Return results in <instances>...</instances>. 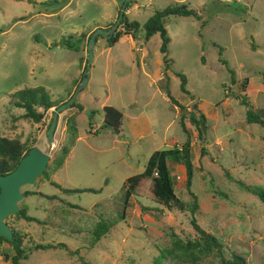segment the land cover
Wrapping results in <instances>:
<instances>
[{
    "label": "rangeland",
    "instance_id": "obj_1",
    "mask_svg": "<svg viewBox=\"0 0 264 264\" xmlns=\"http://www.w3.org/2000/svg\"><path fill=\"white\" fill-rule=\"evenodd\" d=\"M177 3H188L201 19L170 16L165 20L170 37L167 70L159 34L145 41L140 33L135 45L131 36L123 35L110 48L105 38L97 39L89 81L76 97L83 108L76 138L69 144L66 120L76 109L68 108L60 115L46 174L21 188L36 194L24 196L19 209L25 207L42 224L15 215L6 221L25 234L26 246L32 244L31 237L34 243H64L68 250L33 251L23 264H80L79 256L92 264H151L157 248H170L172 232L181 239L196 236L188 211H169L155 201L151 179L142 180L123 206L126 179L143 172L154 151L180 145L186 138L178 123L179 109L168 101L165 89L185 107L197 103L208 120L202 142L185 121L192 140L191 191L199 206L198 225L222 243L225 259L236 254L247 264H264V203L237 183L264 188V127L246 124V108L234 98L245 95L254 109L264 107V0H132L125 14L143 24L155 10ZM64 4L61 0H0V137L18 139L27 147L36 145L41 151L47 149L45 136L54 107L46 112L45 121L35 123L13 106L12 94L42 86L55 103L68 100L83 75L87 37L113 24L122 3L70 0ZM80 34L85 38L77 44ZM70 35L78 51L63 45ZM140 47L147 54L142 67ZM220 48L227 66L218 59ZM178 73L186 78L193 101L181 91ZM245 78L248 83L242 93L240 82ZM104 106L122 113L119 134L100 129ZM129 115L142 118L138 137L128 127ZM89 123L92 131L99 129L97 134H89ZM201 146L204 156H200ZM168 166L176 196L190 203L184 168L172 162ZM50 182L98 192L65 193ZM101 219L111 227L93 246L92 230ZM0 250L13 254L6 243ZM74 250L78 255L70 254ZM0 264L9 262L0 256ZM163 264L189 263L173 257ZM198 264H220V258L214 252L202 256Z\"/></svg>",
    "mask_w": 264,
    "mask_h": 264
},
{
    "label": "trees",
    "instance_id": "obj_2",
    "mask_svg": "<svg viewBox=\"0 0 264 264\" xmlns=\"http://www.w3.org/2000/svg\"><path fill=\"white\" fill-rule=\"evenodd\" d=\"M32 2V0H27ZM62 3L66 5L70 0H61ZM123 0H120V4ZM132 0L127 4L128 9L131 6ZM170 16H180V17H193L197 20L201 19L200 15L193 9L189 8L188 3H177L172 6H168L162 10H155L153 14L145 21L143 24H139L137 21H130L126 14H124L123 19L119 24V28L111 35L109 39H106V47L110 48L114 46L123 35L131 36L133 40L136 39L138 34L143 35V39L148 41L154 34H159L161 43L159 50L162 57V62L164 64V69H168L169 59L167 58L168 54V45L170 43V37L168 36L167 30L165 28V20ZM113 24H110L107 29H109ZM106 29V30H107ZM90 35L87 37L89 40ZM74 38L73 35H70L64 42L63 45L70 50H77L78 46L84 38V34H80V38L76 42L71 41ZM98 38H103L102 36H97ZM95 42V43H96ZM250 46L253 50L254 46L250 43ZM219 61L223 62L227 66L226 60L222 58V49H219L218 52ZM201 61H204L201 58ZM87 62V61H86ZM86 66V65H85ZM84 66V69H85ZM232 73V83L233 79V70L229 69ZM180 78V89L188 97L190 93L186 89V78L178 73ZM82 78V77H81ZM262 81L264 84V72L262 74ZM165 82V88L167 86ZM248 83V79L245 78L240 82L241 92L245 93V89ZM164 94L168 101L175 105L179 109V120L178 123L181 126L183 132L186 135L184 142L180 145H173L170 149L156 150L154 151L145 164L143 172L130 176L126 179L124 185L123 193V206H127L128 200L135 193L136 189L140 185L142 180L151 179V188L150 192L155 199V201L161 205L164 209L169 211L174 208L180 211L189 212V223L193 230L196 233L194 238L181 239L175 233H171V246L170 248H157L158 254L154 257L151 264H163V261L168 258H177L184 263L189 264H198L202 256L210 255L216 253L220 258V264H247L245 259L242 256L233 254L231 259H225L223 255V245L222 243L212 234L203 230L197 223L195 214L198 210L197 197L191 191V183L193 178V162H192V140L190 138V133L186 128L185 121H187L195 130L197 139L199 141L203 140L207 129H208V120L206 115L199 109L198 104L194 103L190 107H185L178 103L170 94L167 89L164 90ZM72 93L69 94V97ZM14 98L12 104L14 107L22 109L24 113L22 117L25 119H30L35 123H40L44 114L51 108L59 106L61 102L55 103L52 101L47 93V91L42 86H36L32 88H24L12 94ZM234 98L240 102L241 105L245 106V122L246 124H257L261 127H264V107L259 109H254L251 102L248 101L245 95L235 94ZM190 100L194 99L190 96ZM70 108H75L76 111L66 120V129L70 135L69 144L73 143L76 138V117L83 108L76 101L72 103ZM42 109V111H39ZM187 111V112H185ZM102 112V124L100 129L110 130L114 134H119L122 127V113L112 107L104 106L101 110ZM94 112L92 111L91 114ZM50 121L47 125H49ZM89 134H97L99 129L92 131V124L89 123ZM202 142V141H201ZM31 147H27L18 139H11L7 137H0V175H6L13 171L18 165L20 159L28 153ZM63 154H67L68 150L66 147L61 148ZM205 155V149L201 146L200 156ZM168 162L175 163L184 168L185 172V189L187 190L188 195L191 197V202H184L180 200L175 193L174 182L169 170ZM47 169L43 172L46 174ZM42 173V174H43ZM229 176V175H228ZM48 178V177H47ZM230 180L233 181L230 177ZM52 185L60 188L63 192H98L97 190L91 188H73L67 189L59 186L54 182H50ZM238 185L245 191L256 196L262 203H264V188L246 186L241 181H237ZM25 196L36 194V192L24 191ZM40 194V193H39ZM47 199H54V196H46ZM72 207H77L72 205ZM27 209L21 207L19 212L15 215L18 218H21L27 222H36L42 224V221L27 214ZM11 217V216H10ZM123 218V214L121 215ZM11 227V226H10ZM110 224L107 223L104 219L99 220L92 230V242L91 245H95L110 229ZM12 230V240L7 241L4 237H0V246L3 243L8 244L12 250L13 254L9 252L0 250V256L5 262L9 264H23L22 261L28 259L29 255L33 251L45 250L51 248H65L68 250V247L64 243H34L31 237H28V240L32 242L30 246H26L23 242L25 234L16 231L13 227ZM72 255H78V250L70 251ZM80 264H92L86 261L83 257H78Z\"/></svg>",
    "mask_w": 264,
    "mask_h": 264
},
{
    "label": "water",
    "instance_id": "obj_3",
    "mask_svg": "<svg viewBox=\"0 0 264 264\" xmlns=\"http://www.w3.org/2000/svg\"><path fill=\"white\" fill-rule=\"evenodd\" d=\"M129 1L130 0H123L118 16L109 29L104 30L102 28H97L91 33L86 45L87 62L81 80L68 100L53 108L51 120L45 136L47 149L41 151L36 145L32 146L28 153L20 159L13 171L6 175H0V237H4L7 241L12 240L13 233L10 225L6 221L10 216L16 215L20 210L18 203L25 196L21 188L25 185L33 184L37 177L47 169L50 161V154L55 147V133L60 115L66 109L70 108L77 95L88 82L90 65L94 58L93 48L97 36L100 35L105 39H109L111 35H113L124 17Z\"/></svg>",
    "mask_w": 264,
    "mask_h": 264
},
{
    "label": "crops",
    "instance_id": "obj_4",
    "mask_svg": "<svg viewBox=\"0 0 264 264\" xmlns=\"http://www.w3.org/2000/svg\"><path fill=\"white\" fill-rule=\"evenodd\" d=\"M118 1L119 0H112V2H113V4L115 5V4H117L118 3ZM134 40H133V44L132 45H135L134 44ZM143 48V49H142ZM135 50V49H134ZM139 51H140V56H141V59H142V61L140 62V66L142 67V66H144V64H145V58H146V56H147V54H146V52H145V47H140L139 48ZM88 81H89V79H88ZM81 114V113H80ZM46 113L44 114V118H43V120L45 121V118H46ZM79 116V114L77 115V117ZM77 117H76V121H77ZM141 117H139V116H135V115H133V116H131V115H129L128 117H127V120H128V127L130 128V130H131V132H132V136L133 137H138L141 133H142V130L140 129V127H141ZM93 126V125H92ZM122 128V127H121ZM138 130H141V131H138ZM144 130V129H143Z\"/></svg>",
    "mask_w": 264,
    "mask_h": 264
},
{
    "label": "built area",
    "instance_id": "obj_5",
    "mask_svg": "<svg viewBox=\"0 0 264 264\" xmlns=\"http://www.w3.org/2000/svg\"><path fill=\"white\" fill-rule=\"evenodd\" d=\"M93 131H95V130H93Z\"/></svg>",
    "mask_w": 264,
    "mask_h": 264
},
{
    "label": "flooded vegetation",
    "instance_id": "obj_6",
    "mask_svg": "<svg viewBox=\"0 0 264 264\" xmlns=\"http://www.w3.org/2000/svg\"><path fill=\"white\" fill-rule=\"evenodd\" d=\"M11 228V227H10Z\"/></svg>",
    "mask_w": 264,
    "mask_h": 264
}]
</instances>
